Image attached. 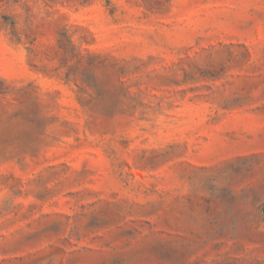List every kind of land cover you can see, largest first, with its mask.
<instances>
[{
    "label": "rangeland",
    "instance_id": "374dc122",
    "mask_svg": "<svg viewBox=\"0 0 264 264\" xmlns=\"http://www.w3.org/2000/svg\"><path fill=\"white\" fill-rule=\"evenodd\" d=\"M0 264H264V0H0Z\"/></svg>",
    "mask_w": 264,
    "mask_h": 264
}]
</instances>
